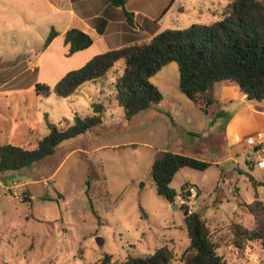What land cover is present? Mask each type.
<instances>
[{"label":"rangeland","instance_id":"obj_1","mask_svg":"<svg viewBox=\"0 0 264 264\" xmlns=\"http://www.w3.org/2000/svg\"><path fill=\"white\" fill-rule=\"evenodd\" d=\"M151 1L159 7L174 1L167 13L158 16L163 30L219 21L232 2ZM55 51L60 54L61 46L56 45ZM12 53L0 47V60L12 58ZM124 67L120 62L119 74L86 83L69 98L39 96L35 85L29 86L37 74L29 72L26 81L19 83L23 91L10 98L0 97V107L9 110L0 113V131H5L0 133V142L19 146H36L50 133L48 123L68 128L76 114L92 115L95 102L107 109L101 127L64 142L40 163L17 172L0 170V264H122L130 256L152 255L166 245L175 253L172 264H183L182 257L190 245L185 196L179 195L171 204L158 195L152 176L157 149L177 150L174 141L181 137L182 128L189 129L186 142L193 141L199 149H184L187 156L212 163L214 158H226L229 147L218 145L220 152L209 144L201 127L204 111L192 100L190 109L199 115L188 111L193 127L170 113L174 122L157 118V113L163 112L158 106L128 121L124 109L107 100ZM46 77L48 73L40 75L39 83L52 86L53 81H44ZM151 81L169 96L179 87L178 65L164 67ZM9 130L15 133L12 141L4 139ZM258 160L253 152L244 151L236 163L224 162L204 171L184 168L171 184L179 193L185 184L200 190L195 211L203 213L213 237L221 244L218 253L228 264H264V248L259 242L247 243L242 251L232 244L234 224L248 229L256 226L245 205L254 202L257 194L264 202V169L255 167ZM91 175L89 197L87 181ZM252 179L263 185L255 186ZM108 257L109 262L104 263Z\"/></svg>","mask_w":264,"mask_h":264},{"label":"trees","instance_id":"obj_2","mask_svg":"<svg viewBox=\"0 0 264 264\" xmlns=\"http://www.w3.org/2000/svg\"><path fill=\"white\" fill-rule=\"evenodd\" d=\"M125 8L130 0H107ZM130 22L132 13L126 12ZM59 33L53 29L44 49L48 48ZM93 38L80 29H71L65 35L69 56L93 45ZM115 89L107 96L124 109L126 119L132 120L140 113L163 101L160 89L151 81L164 67L176 63L179 68V88L202 111L209 113L218 103L216 87L230 82L241 89L252 102L264 101V0H232L225 8L222 19L210 24H193L186 29H166L150 41L111 50L95 56L83 68L69 72L55 86L37 83L39 96L57 95L69 98L86 83H98L110 73L119 74ZM93 114H76L68 128L48 123L50 133L34 147L0 143V170L17 172L34 166L54 155L64 142L86 135L104 124L106 106L93 103ZM167 117L174 122L168 113ZM213 164L185 154L170 151L157 155L152 165V176L160 197L171 204L179 195H186L189 184L182 192L171 187L175 176L184 168L207 170ZM252 166V164H250ZM253 180V179H252ZM92 175L87 181V194L91 197ZM255 186H261L253 180ZM93 207V200L90 198ZM254 215L256 226L245 228L241 224L232 227V244L242 251L249 242H259L264 248V202L256 200L245 205ZM95 212V211H94ZM186 212V224L190 245L182 257L183 264H228L218 253L220 242L215 240L201 211ZM96 213V212H95ZM175 253L163 246L152 255L128 257L122 264H172ZM110 258L104 260L109 262Z\"/></svg>","mask_w":264,"mask_h":264},{"label":"crops","instance_id":"obj_3","mask_svg":"<svg viewBox=\"0 0 264 264\" xmlns=\"http://www.w3.org/2000/svg\"><path fill=\"white\" fill-rule=\"evenodd\" d=\"M173 3L159 7L158 3L153 5L151 0H130L122 8L107 0H0V47L13 51L12 58L0 60V66L5 67L0 70V97L10 98L23 91L24 86L19 83L26 81L25 76L29 72L37 74L36 80L29 86L39 83V76L44 73L49 74L44 81H53L52 86H55L69 72L83 68L95 56L152 40L164 31L158 16L167 13ZM126 12L133 14L132 22ZM53 29L59 36L44 49ZM71 29H80L89 34L93 38V45L69 56L65 35ZM56 45L61 46L60 54L55 51ZM21 65L27 67L16 69ZM181 92L176 87L169 96L163 94V101L157 105L163 112L157 113V118L169 119L164 114L166 112L174 117H182L188 127H193L189 112L199 116L198 112L190 109L191 100ZM216 96L218 103L211 107L209 113L204 112L201 127L203 133L208 135L206 139L209 144L217 150L222 152L218 145L227 144L229 147L226 158L212 160L213 165L220 166L224 162H238L244 151L253 152L247 141L256 133H264V101H249L239 86L230 82L218 84ZM8 111L0 107V113ZM181 130V137L179 135L174 141L177 150L158 148L157 154L167 151L185 154L184 149L199 150L197 146L194 147L193 141L190 144L186 142L185 133L189 134V129ZM4 132L0 131L1 134ZM14 134L13 130H9L4 139L12 141ZM172 144L170 142V146Z\"/></svg>","mask_w":264,"mask_h":264},{"label":"built area","instance_id":"obj_4","mask_svg":"<svg viewBox=\"0 0 264 264\" xmlns=\"http://www.w3.org/2000/svg\"><path fill=\"white\" fill-rule=\"evenodd\" d=\"M248 145L253 148V153L259 160L255 164L256 167L264 169V133H258L256 136L251 137L247 141ZM200 190L194 186H189L185 195L184 206L189 213L195 211L196 206L199 204Z\"/></svg>","mask_w":264,"mask_h":264},{"label":"water","instance_id":"obj_5","mask_svg":"<svg viewBox=\"0 0 264 264\" xmlns=\"http://www.w3.org/2000/svg\"><path fill=\"white\" fill-rule=\"evenodd\" d=\"M174 207L177 209L178 208V205H174Z\"/></svg>","mask_w":264,"mask_h":264}]
</instances>
